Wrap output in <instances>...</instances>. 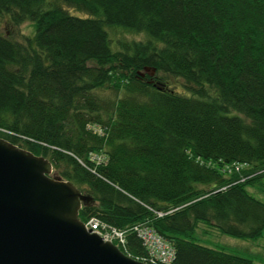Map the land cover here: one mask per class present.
<instances>
[{"label": "trees", "instance_id": "16d2710c", "mask_svg": "<svg viewBox=\"0 0 264 264\" xmlns=\"http://www.w3.org/2000/svg\"><path fill=\"white\" fill-rule=\"evenodd\" d=\"M25 20L20 38L1 27ZM0 136L91 196L81 220L128 228L132 257L154 264L130 229L146 221L166 264H260L195 229L264 230L247 190L264 175V0H0Z\"/></svg>", "mask_w": 264, "mask_h": 264}, {"label": "water", "instance_id": "95a60500", "mask_svg": "<svg viewBox=\"0 0 264 264\" xmlns=\"http://www.w3.org/2000/svg\"><path fill=\"white\" fill-rule=\"evenodd\" d=\"M52 171L0 136V264H149L86 228L78 212L91 196Z\"/></svg>", "mask_w": 264, "mask_h": 264}, {"label": "rangeland", "instance_id": "374dc122", "mask_svg": "<svg viewBox=\"0 0 264 264\" xmlns=\"http://www.w3.org/2000/svg\"><path fill=\"white\" fill-rule=\"evenodd\" d=\"M1 27L4 31L13 33L16 37H22L23 34H29L34 30V24L31 20H25L19 24L16 29L1 23ZM130 36H138V34L128 33ZM171 83L178 89H182L180 86V80L171 79ZM101 153L92 154V159L98 161L103 159ZM55 175L54 169L51 173ZM249 193L255 197L264 201V175L257 178L252 183L247 185ZM196 240L206 245L221 247L224 250L235 253L238 255L249 256L254 259L255 262L264 264V230L261 235L257 237H236L227 233H224L218 229L210 227L206 223H199L195 229Z\"/></svg>", "mask_w": 264, "mask_h": 264}, {"label": "built area", "instance_id": "2783aa9c", "mask_svg": "<svg viewBox=\"0 0 264 264\" xmlns=\"http://www.w3.org/2000/svg\"><path fill=\"white\" fill-rule=\"evenodd\" d=\"M243 166V163L234 162L230 167L228 166V168L229 170L230 168L240 170ZM156 212L158 215H162L167 211L159 210ZM84 224L87 228L97 232L105 240H111L117 245H123L125 243L128 228H117L95 215L90 216ZM130 229L136 232L141 238L152 263L166 264L172 261L175 253L173 245L152 225L148 224L146 221H139L130 226Z\"/></svg>", "mask_w": 264, "mask_h": 264}]
</instances>
